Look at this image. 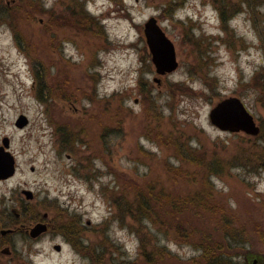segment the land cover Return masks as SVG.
<instances>
[{
    "label": "rangeland",
    "instance_id": "rangeland-1",
    "mask_svg": "<svg viewBox=\"0 0 264 264\" xmlns=\"http://www.w3.org/2000/svg\"><path fill=\"white\" fill-rule=\"evenodd\" d=\"M229 97L257 136L211 124ZM3 138L0 230L54 228L0 235V264H264V0H0Z\"/></svg>",
    "mask_w": 264,
    "mask_h": 264
},
{
    "label": "water",
    "instance_id": "water-1",
    "mask_svg": "<svg viewBox=\"0 0 264 264\" xmlns=\"http://www.w3.org/2000/svg\"><path fill=\"white\" fill-rule=\"evenodd\" d=\"M144 34L146 43L151 54V61L155 66L156 73L164 74L170 72L177 67L175 60V52L172 43L167 39L163 31L156 24L155 19L150 18L144 24ZM209 120L213 126L221 131L229 133L244 132L250 136H257L260 132L253 117L245 108L244 104L236 97H229L218 102L209 112ZM28 124V120L24 115H20L15 121L17 128H23ZM0 146V180H5L15 174V160L8 151L9 140L3 138ZM34 171L32 167L30 169ZM28 200L33 195L30 191H23ZM12 213L19 217V211L12 209ZM47 231L44 223H36L28 229V235L31 239H36ZM14 232V229H1L0 235L5 236ZM57 251L60 246H55ZM2 253L8 255L10 250L8 247L2 249ZM251 264H261L260 259L252 258Z\"/></svg>",
    "mask_w": 264,
    "mask_h": 264
},
{
    "label": "trees",
    "instance_id": "trees-1",
    "mask_svg": "<svg viewBox=\"0 0 264 264\" xmlns=\"http://www.w3.org/2000/svg\"><path fill=\"white\" fill-rule=\"evenodd\" d=\"M24 211L22 210V214ZM14 214H13V218H14ZM15 222H17V219H14ZM213 249L215 251H219L220 249H216L213 247ZM203 257H205L206 261L208 262V264L213 263V264H230V262L228 260H224L223 259V255L220 254H216L212 251H206V248H204V252H203Z\"/></svg>",
    "mask_w": 264,
    "mask_h": 264
},
{
    "label": "flooded vegetation",
    "instance_id": "flooded-vegetation-1",
    "mask_svg": "<svg viewBox=\"0 0 264 264\" xmlns=\"http://www.w3.org/2000/svg\"><path fill=\"white\" fill-rule=\"evenodd\" d=\"M44 223L47 227V231L45 233H47L48 231H50L51 229H53V224L52 222L50 221L49 219V216L47 214H44L42 219L40 221H37L36 223ZM22 226V225H21ZM30 228V227H29ZM29 228H24L23 226L19 229H15L13 233L17 232V231H20V232H24V234L28 235V229ZM11 233V234H13ZM45 233H43L42 235H44ZM42 235H40L39 237H37L36 239L40 238ZM29 237V236H28ZM36 239H31V240H36ZM61 249V248H60Z\"/></svg>",
    "mask_w": 264,
    "mask_h": 264
}]
</instances>
